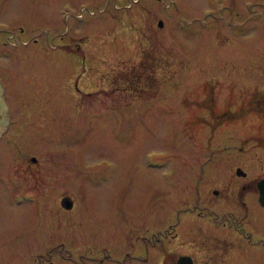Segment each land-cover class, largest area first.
Listing matches in <instances>:
<instances>
[{
    "label": "rangeland",
    "instance_id": "374dc122",
    "mask_svg": "<svg viewBox=\"0 0 264 264\" xmlns=\"http://www.w3.org/2000/svg\"><path fill=\"white\" fill-rule=\"evenodd\" d=\"M17 1L0 264H264V0Z\"/></svg>",
    "mask_w": 264,
    "mask_h": 264
},
{
    "label": "flooded vegetation",
    "instance_id": "af4514ba",
    "mask_svg": "<svg viewBox=\"0 0 264 264\" xmlns=\"http://www.w3.org/2000/svg\"><path fill=\"white\" fill-rule=\"evenodd\" d=\"M14 1L15 2L12 5L13 1H11L9 3L8 0H0V25H3V24H7L8 26L11 25V29H13V32H14L13 36L15 38H20V37H23L24 35H26L27 31L21 25L17 26V24L20 22V20H22V19H24L26 17H28V18H30L32 20V18H31L32 14H30L32 12L28 13L27 11H23L22 9H20L19 1H17V0H14ZM35 1L37 2V4L33 8H35V9L38 8V10H36L37 14L39 15L41 12H43V17H39L38 20L47 21L46 18L47 17L49 18L50 16L47 14L46 11L42 10L41 5L38 3V0H35ZM43 4H44V6H46V3H43ZM33 13H34V11H33ZM11 16L14 19L13 21L12 20L9 21ZM50 24L51 23L49 22V24L47 26H45V27H49ZM1 92L2 91H1V87H0V163H1V161L3 163H6L8 161V159L11 158L12 153L13 154L15 153L13 149L15 148V145H16L15 138L17 137V135L16 134L15 135L11 134L9 132V130H8V128H9V120H11V115L8 112L6 105L1 102V98H2V93ZM23 132H24L23 134L27 133V132H25V130ZM19 135L22 136V134H19ZM26 155H25V157H26ZM29 161L33 162L34 164L37 163V159L34 156H30L29 157ZM238 168H240V167H238ZM238 168L236 170L237 171V175H238ZM242 178H245V177H242ZM0 184H2V183H0ZM251 186H253V185H250V187ZM246 188H247V186L244 189H246ZM255 189L258 190V183H257ZM212 193L215 196H217V198H219V197H223L224 198L225 197V192L224 191H220L219 189L218 190H214ZM258 195H260L259 190H258ZM68 200L71 201V203H72V200L70 198L62 199V203H61V207L67 212L73 210V203H72V206L69 209L65 208L64 203L66 201H68ZM258 200H259V196H258ZM240 203L241 204H246L243 201L240 202ZM260 205H261V203H260ZM242 217H243V214H242ZM242 221L244 222V224L247 227H249L247 225V221H245L244 217H243ZM230 227H232V230L234 229L232 225ZM252 234L258 235L259 232L253 231ZM235 235L237 236V234H235ZM213 243L215 245L214 250H216V254H219L220 257H222L221 253H224V256H225V255L228 254V251H231V249H232V244L229 241V239L226 238V237H221V238H219V236L215 237ZM220 251H221V253H220ZM182 256L190 257L192 259V261H193V264H195L194 255L191 256L189 254H184ZM182 256L180 258H182ZM222 260L224 262V258H222ZM227 261H228V259H225V262H227ZM50 264H52V263H50Z\"/></svg>",
    "mask_w": 264,
    "mask_h": 264
},
{
    "label": "water",
    "instance_id": "95a60500",
    "mask_svg": "<svg viewBox=\"0 0 264 264\" xmlns=\"http://www.w3.org/2000/svg\"><path fill=\"white\" fill-rule=\"evenodd\" d=\"M160 26H163V22L160 21ZM238 175L242 176V177H246L247 174L242 171L240 168H238ZM258 190H259V200L261 205L264 207V179H261V181L258 182ZM64 206L66 209H69L72 206L71 201H66L64 203ZM177 264H193V261L190 257L188 256H182V258H180L177 262Z\"/></svg>",
    "mask_w": 264,
    "mask_h": 264
}]
</instances>
